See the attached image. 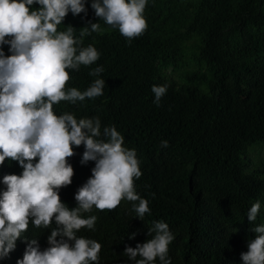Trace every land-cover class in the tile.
I'll return each instance as SVG.
<instances>
[{"label":"trees","instance_id":"obj_1","mask_svg":"<svg viewBox=\"0 0 264 264\" xmlns=\"http://www.w3.org/2000/svg\"><path fill=\"white\" fill-rule=\"evenodd\" d=\"M86 8L87 15L69 12L58 31L72 26L81 46H94L100 56L90 66L67 69L66 87L83 92L100 78L103 95L61 101L53 110L77 120L99 118L101 132L116 128L123 147L136 152L142 175L134 180L135 191L150 211L136 218L126 199L111 211L93 207L82 215L97 217L95 230L82 228L77 236L102 245L99 264H134L123 255L125 248L151 239L148 229L163 221L174 235L171 264H243L241 253L256 236L251 229L264 226V159L260 154L255 164L246 159L248 148H264V0H148L147 30L131 42L95 16L91 0ZM90 23L101 31L81 38ZM9 47L0 46L5 56L12 54ZM99 66L104 71L90 76ZM153 85H167L159 106ZM164 140L167 148H161ZM73 149L72 183L59 190L69 209L77 206L75 193L95 166L81 164L83 145ZM22 171L6 159L0 179ZM257 201V219L249 222L247 213ZM55 227L54 220L48 229L30 223L22 238L37 239L43 251ZM26 246L17 240L0 264H16Z\"/></svg>","mask_w":264,"mask_h":264},{"label":"clouds","instance_id":"obj_2","mask_svg":"<svg viewBox=\"0 0 264 264\" xmlns=\"http://www.w3.org/2000/svg\"><path fill=\"white\" fill-rule=\"evenodd\" d=\"M147 2L91 0V8L97 18L118 28L131 42L147 30L143 16ZM86 3L0 0V46L10 45L12 53L5 56L0 48V166L7 159L23 169L20 175L5 174L0 179V260L10 258L17 240L23 239L27 246L16 264H99L102 245L77 236L82 228L95 230L97 217L84 218L82 214L93 207L114 210L125 199L133 202L136 218L143 220L150 211L148 201L135 191L134 180L142 175L136 152L123 147L124 137L116 128L104 127L101 132L99 118L77 120L73 114L57 116L53 110V105L61 101L75 104L103 95L105 81L100 78L83 92L66 87L71 78L67 69L90 66L100 56L94 46H81L82 39L74 38L72 26L58 31L69 12L73 16L87 15ZM34 4L40 7L32 10ZM99 31L98 23H90V27L81 29L80 36ZM103 71L99 66L89 75L98 77ZM151 90L153 103L159 106L167 85H153ZM81 145L85 149L81 164L93 161L95 166L75 193L77 206L69 209L61 201L59 190L72 183L74 169L68 159L76 154L73 146ZM168 146V141H161V148ZM260 208L259 201L251 206L249 222L257 219ZM53 220L56 227L47 237L49 247L43 251L37 239L22 238L30 223L48 229ZM251 231L256 236L248 241V251L241 253V259L243 264H264V226ZM148 235L151 239L135 248L126 247L123 255L134 264H155L157 259L160 264H171L168 252L174 235L168 224L155 222ZM135 236L132 233L129 239Z\"/></svg>","mask_w":264,"mask_h":264},{"label":"rangeland","instance_id":"obj_3","mask_svg":"<svg viewBox=\"0 0 264 264\" xmlns=\"http://www.w3.org/2000/svg\"><path fill=\"white\" fill-rule=\"evenodd\" d=\"M255 147H258V146H254V147H250V148H248V153H247V155H246V159L247 160H250V161H253L252 163H256L257 161H258V156H260L261 155V158L262 159H264V148H260V149H258V148H255ZM253 149V150H252ZM251 150V151H250ZM260 154V155H259ZM257 158V159H256ZM255 159H256V161H255ZM255 161V162H254ZM251 163V164H252ZM253 164V165H254ZM251 166V165H250Z\"/></svg>","mask_w":264,"mask_h":264}]
</instances>
